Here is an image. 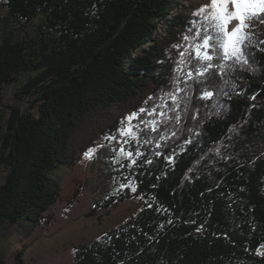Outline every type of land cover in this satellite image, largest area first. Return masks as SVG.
Wrapping results in <instances>:
<instances>
[{
  "label": "trees",
  "instance_id": "obj_1",
  "mask_svg": "<svg viewBox=\"0 0 264 264\" xmlns=\"http://www.w3.org/2000/svg\"><path fill=\"white\" fill-rule=\"evenodd\" d=\"M179 3L0 0L13 22L45 28L0 43V86L28 74L0 139V264L8 240L53 221L57 171L99 136L125 154L100 205L142 204L78 244L74 264H264V96L253 98L264 81V22L249 29L247 63L212 49L204 61L196 34L208 25ZM129 111L135 136L123 141ZM13 264H24L22 250Z\"/></svg>",
  "mask_w": 264,
  "mask_h": 264
},
{
  "label": "rangeland",
  "instance_id": "obj_2",
  "mask_svg": "<svg viewBox=\"0 0 264 264\" xmlns=\"http://www.w3.org/2000/svg\"><path fill=\"white\" fill-rule=\"evenodd\" d=\"M205 2L206 0H180L178 11H192ZM254 21L260 22L253 20L252 24ZM44 30L40 19L19 24L13 22L7 9L0 4V43L5 39L34 38L42 35ZM44 34L49 36L48 33ZM201 51L205 52V49ZM27 76L28 74H23L15 82L0 86V139L9 107L17 104L15 93ZM131 113L134 112L122 114L123 125L118 135L123 141L135 136L132 121L129 123L126 120ZM128 127L132 129L131 134L127 133ZM91 150L93 151L88 156L81 154L73 167H64L57 171L60 183L59 199L49 210L53 221L50 224L42 223L22 241L18 235L8 240L5 264H13L14 254L19 250L23 251L24 264H74V253L78 244L94 240L105 230L117 226L139 211L142 200L138 197L124 200L108 210L102 208L99 202L116 188L117 165L125 158V154L121 150H113L111 141L100 136ZM4 174L5 169L1 168L0 183Z\"/></svg>",
  "mask_w": 264,
  "mask_h": 264
},
{
  "label": "snow or ice",
  "instance_id": "obj_3",
  "mask_svg": "<svg viewBox=\"0 0 264 264\" xmlns=\"http://www.w3.org/2000/svg\"><path fill=\"white\" fill-rule=\"evenodd\" d=\"M196 15L203 16L208 25V30L202 35L196 34V39L201 40L195 49L198 59L211 61L212 55L201 50L212 49L222 53L226 60H234L237 63L248 62L244 49L252 35L249 29L254 26L253 20L264 22L261 19L264 16V0H206L205 4L198 8ZM184 39L187 40L188 37L185 36ZM181 55L183 56V53ZM210 67L212 65L208 64L205 71ZM188 75L191 76V73ZM211 95V92H205L206 97ZM139 111L144 112L145 109L141 108ZM135 118L134 112L128 115L126 120L130 123ZM127 133H132L131 127L127 128ZM92 151L90 149L85 155L88 156ZM256 251L257 255H264L260 249Z\"/></svg>",
  "mask_w": 264,
  "mask_h": 264
},
{
  "label": "water",
  "instance_id": "obj_4",
  "mask_svg": "<svg viewBox=\"0 0 264 264\" xmlns=\"http://www.w3.org/2000/svg\"><path fill=\"white\" fill-rule=\"evenodd\" d=\"M263 96H264V81L261 84L259 90L253 96V98H262Z\"/></svg>",
  "mask_w": 264,
  "mask_h": 264
}]
</instances>
